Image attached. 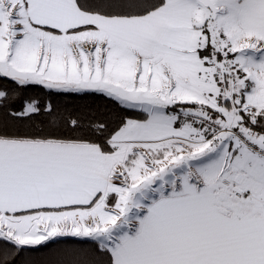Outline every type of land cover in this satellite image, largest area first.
Masks as SVG:
<instances>
[{
    "label": "snow or ice",
    "instance_id": "obj_1",
    "mask_svg": "<svg viewBox=\"0 0 264 264\" xmlns=\"http://www.w3.org/2000/svg\"><path fill=\"white\" fill-rule=\"evenodd\" d=\"M0 264H264V0H0Z\"/></svg>",
    "mask_w": 264,
    "mask_h": 264
},
{
    "label": "trees",
    "instance_id": "obj_2",
    "mask_svg": "<svg viewBox=\"0 0 264 264\" xmlns=\"http://www.w3.org/2000/svg\"><path fill=\"white\" fill-rule=\"evenodd\" d=\"M67 104H69L70 106L72 104H80V103H88V104H91L93 103V101L91 99H88V100H84V101H79V100H73L71 98H68L66 101ZM95 103H101L100 101H95ZM46 254V250H42L39 254H37L36 256V259L37 260H40L44 257V255Z\"/></svg>",
    "mask_w": 264,
    "mask_h": 264
}]
</instances>
